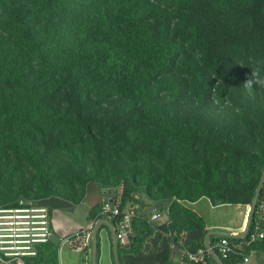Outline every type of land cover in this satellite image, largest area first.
Instances as JSON below:
<instances>
[{"label": "trees", "instance_id": "obj_1", "mask_svg": "<svg viewBox=\"0 0 264 264\" xmlns=\"http://www.w3.org/2000/svg\"><path fill=\"white\" fill-rule=\"evenodd\" d=\"M251 57L264 64V0H0V190L13 194L0 206L49 197L78 204L89 180L106 190L121 183V209L134 186L151 199L205 196L212 205L249 204L264 169L258 148L235 146L232 169L210 160L186 183L134 171L111 180L94 173L78 179L54 171L48 154H62L72 167L95 158L97 146L117 133L105 116L117 102V115L127 120L120 134L144 148L140 169L159 161L153 150L163 145L185 165L196 141L189 123L160 97L187 95L222 106L230 84L242 86L255 68ZM256 120L244 124L251 140L264 135ZM99 208H89L87 220L100 218ZM171 208L191 218L190 228L202 227L175 201ZM169 214L170 223L159 229L174 241L171 232L180 229ZM226 238L235 253L220 259L234 264L251 244ZM127 247L128 240L121 248ZM196 247H203L202 240L188 242L186 250Z\"/></svg>", "mask_w": 264, "mask_h": 264}, {"label": "rangeland", "instance_id": "obj_2", "mask_svg": "<svg viewBox=\"0 0 264 264\" xmlns=\"http://www.w3.org/2000/svg\"><path fill=\"white\" fill-rule=\"evenodd\" d=\"M249 61L254 67H260L262 74H264V64L258 57H251ZM244 79H247L246 74ZM228 91L226 102L219 107L213 102H195L187 95L173 99L165 95L160 97L161 103L171 107L174 113L182 116L189 123L191 136L196 141L193 147L195 151L193 157L185 165L180 164L179 159L171 155L170 149L163 145L159 149L153 150L160 157L159 161L149 160L146 168L140 169V162L145 157L144 148L140 143L124 140L120 134L123 128L122 124L126 123L127 120H122L117 115V102L111 104L108 109L105 108V116L110 119V126L115 128L118 134L116 133L115 137L112 138L113 140L106 141L103 146H97L99 154L96 153L98 155L95 158L78 167L70 166L60 153L51 152L48 154V159L54 171L68 176L73 175L77 178L94 173L99 177L111 180L119 172L134 171L136 176H150L153 179L161 176L166 177L169 181L186 183L197 176L198 168L202 163L210 160L218 161L222 168L229 171L233 167L234 157L238 152L232 150L233 147L245 145L253 151L255 148L264 151V135L251 140V137L246 135L247 130L244 127L245 123L252 124L257 121L256 119H259L260 130L264 129V88L256 87L249 95L240 85L232 83ZM119 138L125 142L118 146L116 140ZM222 147L226 149V152L219 150ZM181 165L188 168L187 171L181 170ZM20 178L23 182L27 180L25 175ZM88 183L89 185L95 184L94 181L89 180L85 186ZM133 188L143 193L142 186H134ZM110 189L120 194L122 185L117 183L112 185ZM12 196L13 194L4 196L0 190V200ZM234 216L233 208L228 206L218 209L208 208L205 214V218L212 223L232 220Z\"/></svg>", "mask_w": 264, "mask_h": 264}, {"label": "crops", "instance_id": "obj_3", "mask_svg": "<svg viewBox=\"0 0 264 264\" xmlns=\"http://www.w3.org/2000/svg\"><path fill=\"white\" fill-rule=\"evenodd\" d=\"M114 195L119 199L117 191L100 189L96 185L85 186L84 196L78 204H73L58 197L42 199L49 208L52 233L58 237L55 245L51 241L40 246L37 257L27 260L28 264H89V251H74L62 241L63 236L80 228H84L94 221L87 220L89 208L99 204L104 195ZM172 201L198 216L202 227L190 228L191 218L186 219L183 212L171 208ZM224 206L233 208L232 220L210 222L205 218L206 211ZM122 209H132L134 212V231L128 239V247L123 250L117 244V259L119 264H188L183 259L188 242L198 243L203 238V231L222 229L233 234L238 233L246 220L248 204L222 203L212 205L208 198L200 196L192 201L179 200L173 197L166 199H151L138 190H132L129 198L123 203ZM172 213L175 226L173 230L175 240L159 229L170 223ZM204 234V233H203ZM243 239V238H242ZM244 245L245 241L242 242ZM212 245V244H211ZM248 246V245H247ZM111 239L109 231L102 225L97 234V257L95 264H114L112 259ZM248 264H264V240L247 247ZM212 264V263H211Z\"/></svg>", "mask_w": 264, "mask_h": 264}, {"label": "built area", "instance_id": "obj_4", "mask_svg": "<svg viewBox=\"0 0 264 264\" xmlns=\"http://www.w3.org/2000/svg\"><path fill=\"white\" fill-rule=\"evenodd\" d=\"M104 195L99 213L114 227L117 244L123 247L134 231L132 209H121L118 199ZM91 225L63 236L68 247L74 251H89ZM52 233L49 208L42 199H19L13 205L0 206V264H28L27 260L37 257L40 246L49 242ZM245 238V244L264 240V184L256 198L253 214ZM219 257L234 254L226 236L219 237L212 245ZM234 264H248L246 254L238 253ZM209 255L204 247L186 250L183 259L188 264H207Z\"/></svg>", "mask_w": 264, "mask_h": 264}, {"label": "water", "instance_id": "obj_5", "mask_svg": "<svg viewBox=\"0 0 264 264\" xmlns=\"http://www.w3.org/2000/svg\"><path fill=\"white\" fill-rule=\"evenodd\" d=\"M263 184H264V169L260 173L259 179H258L257 184L255 186V189L253 191V195H252L250 202L248 204V211H247L246 220H245V223L243 225V228L238 233L233 234V233L228 232V231L214 230V229L206 230L204 232L203 238H202L203 247L206 249V252L208 253L210 258L216 264H223V262L211 245V237L226 236L229 238H240V239H242L246 236L248 228H249L250 219H251V216L253 214V209H254V206L256 203V198H257ZM102 225H104L107 228V230L109 231V236H110L111 245H112L111 250H112L113 263L119 264L118 259H117V240L115 237L114 227L110 223V221H108V219L103 218V217L96 219L92 223L91 228H90V232H89V254H90L89 264H95L97 234H98V230L100 229V227ZM49 240L56 245L58 243L59 239L56 235L51 233L49 235Z\"/></svg>", "mask_w": 264, "mask_h": 264}, {"label": "clouds", "instance_id": "obj_6", "mask_svg": "<svg viewBox=\"0 0 264 264\" xmlns=\"http://www.w3.org/2000/svg\"><path fill=\"white\" fill-rule=\"evenodd\" d=\"M240 66H245L243 63L237 62ZM249 95L252 94L254 88H264V74L260 67L251 68L250 75L241 86Z\"/></svg>", "mask_w": 264, "mask_h": 264}]
</instances>
